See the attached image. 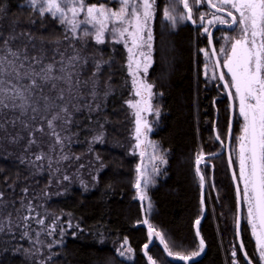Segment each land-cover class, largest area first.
<instances>
[{"label": "trees", "instance_id": "trees-1", "mask_svg": "<svg viewBox=\"0 0 264 264\" xmlns=\"http://www.w3.org/2000/svg\"><path fill=\"white\" fill-rule=\"evenodd\" d=\"M26 1L0 0L3 35L28 33L33 38L30 41L20 36L12 42L13 48L27 46L29 55H37L42 49L47 63L53 57L59 60L58 52L73 55L74 47L81 56L91 58L80 73L82 79L91 76L95 61L105 63L97 76L95 97L90 88L82 89L81 98L74 101L79 110H73L72 123L62 133L69 137L62 150L57 147L49 153L45 137L40 146L25 152L27 133H22L24 139L16 144L0 140V264H31L15 236L26 224L24 217L31 214L29 202L32 204L36 197L41 215L74 223V234L65 237L57 248L60 256L56 264H148L143 246L149 237L142 226L143 217L166 236V241L175 242L174 253L199 251L194 227L202 214L197 154L219 151L213 128L217 134L227 135L230 115L221 85L205 72L207 61L199 49H209L207 35L187 22L173 31L162 28L165 0H158L153 62L147 80L157 94L161 116L153 137L166 151V169L149 191L154 208L148 214L136 195L138 159L130 152L127 139L131 116L126 102L131 84L124 47L111 39L97 44L92 38L71 41L73 47H69L59 21L51 16L42 18ZM237 124L234 115L232 140ZM101 133L102 142H93ZM39 152L51 156V166L47 158L35 161L36 166L27 162L34 161ZM208 161L199 166L204 176L206 215L198 230L205 253L189 264H232L233 244L239 263L245 264L236 243V195L225 154ZM125 238L134 255L131 261L116 252ZM241 239L253 263L258 264L254 259L256 240L242 224ZM147 251L158 264H185L171 261L156 238Z\"/></svg>", "mask_w": 264, "mask_h": 264}, {"label": "snow or ice", "instance_id": "snow-or-ice-1", "mask_svg": "<svg viewBox=\"0 0 264 264\" xmlns=\"http://www.w3.org/2000/svg\"><path fill=\"white\" fill-rule=\"evenodd\" d=\"M157 3L158 0H118L119 6L113 8L109 6L107 0L105 2L98 0L96 3H89L88 0H28L33 11L38 12L42 18L51 16L52 19L59 21L65 28V39L69 40V47H73L71 41L86 42L88 37L97 44L106 43L109 36L116 43L124 42L131 54L128 68L133 77L135 95L141 97L135 103L128 101L130 107L138 109L135 113V139L138 143L134 147H139L143 135L141 112L152 110L149 101L153 96V85L145 83L140 77L141 61L135 57L133 50L147 49V52L139 53L143 58V72L146 74L151 62L153 40L152 30L148 25L156 11ZM181 5L182 8L179 7ZM205 5L207 10L200 11ZM195 13H199L198 16ZM163 17L173 28L184 21H191L194 25L198 23L202 34L209 36V45L213 44L214 37L208 26L222 25L236 33L225 34L222 37L225 43L219 50L213 48L211 54L224 56L223 61L217 63V67L222 66L227 72H221L219 79L224 81L225 89H235L234 93L229 91L228 95L231 101H238V112L243 118L241 135L235 137L239 147L238 160L229 161L230 167L238 164L239 170L238 175L233 173L237 193V235L239 236V221L246 218L256 240L259 264H264V0H167L163 8ZM20 36H25L30 41L33 39L28 33L19 35L10 33L4 36L0 31V140L16 144L24 139L22 133H27L25 152L30 151L33 146H40L45 137L48 138L49 153L55 151L57 147L62 150L64 142L69 140V137L62 133L66 132L72 123V110H79L74 101L81 98L82 89L90 88L92 96L95 97L97 76L105 62L95 61L91 76L82 79L80 73L91 58L81 56L73 47V55L65 56L64 52H58L59 60L53 57L50 62L45 63L46 57L42 49L37 55H29L27 46L17 48L11 46ZM129 42L131 47H128ZM199 51L206 56L209 55L204 48ZM228 76L231 77L230 80L227 79ZM144 92L148 94L147 100L143 96ZM156 112L158 115V110ZM143 128L152 131L147 122H144ZM215 138L223 143L219 134ZM230 138L231 118L229 133L224 140ZM102 139L103 133L95 136L93 142H102ZM149 147L154 152L153 160L158 159L161 164L166 163L159 145L150 141ZM205 155L211 157L216 153H198L196 159L198 165L208 162ZM45 158L49 159L51 166V156L44 152L36 153L34 161L30 162L36 166L35 161H43ZM61 159L68 157L61 156ZM137 171L140 172L141 169L138 167ZM156 171L154 165L153 172ZM199 172L198 168L197 173ZM64 179L67 180L69 177L64 176ZM200 181L203 186L204 176H200ZM141 183L147 187L151 183L150 177L143 175L142 181L137 179L134 187L138 192ZM140 198L146 199V196L141 194ZM203 202L202 198L201 203ZM28 207L30 211L34 210L31 202ZM244 208L247 211L246 217L243 214ZM24 219L29 218L25 216ZM37 223L44 224V220L39 219ZM199 223L197 219L195 224ZM148 233L150 240L159 239L168 256L175 255L185 264L199 256L205 247L204 240L200 239L199 251L188 254L174 253L172 249L176 247L175 242L166 241V236L151 225ZM196 235L199 237V230ZM127 243L125 238L121 248L117 249L120 256L132 251L131 248L125 247ZM143 247L148 264H158L156 259L148 255L149 243H145ZM239 252L244 253L247 264H253L243 244L240 245ZM237 255L238 251L234 246L232 264H239Z\"/></svg>", "mask_w": 264, "mask_h": 264}, {"label": "rangeland", "instance_id": "rangeland-1", "mask_svg": "<svg viewBox=\"0 0 264 264\" xmlns=\"http://www.w3.org/2000/svg\"><path fill=\"white\" fill-rule=\"evenodd\" d=\"M26 2L28 3V0ZM110 2L112 3V5H109V6H111L113 8H116L119 6L118 0H110ZM166 4H167V0L164 1V6L162 7V10H161L162 12H161L160 24H161L162 28H164L166 30L173 31L176 28H178L179 26L185 24L187 21L178 23L173 28L171 26V24L168 23L167 21H165V19L163 17V8L165 7ZM179 7L182 8V5ZM156 12H157V10L154 11L152 19L149 21V25H148L152 30L153 40L151 42L152 43V50L150 53L151 62H150V66L148 67L147 73H148V71L152 65V62H153V43H154L153 24L155 22ZM65 35H66V33H65ZM89 38H91V37H88L86 39H89ZM218 38H220V37H218ZM108 39L114 40L111 36H109ZM82 42H84V41H82ZM118 44H121L124 47V49L126 51V55H127V58H126L127 72H128L129 78H130L129 82L131 84V86H130L131 93H130V98L128 101L135 103L136 101H139L141 99V97L135 95V88L133 85V77L129 73L128 64L130 63V55L131 54L128 52V49L125 47V44L123 41L119 42ZM128 47H131L130 42L128 44ZM219 48H220V46L218 47L217 50H219ZM133 51H134L135 57L141 61L140 77L143 79V81L145 83L150 84V82L147 80V73L145 74L143 72V58L140 57V55H139L140 51L147 52V49L146 48L145 49H134ZM207 52L209 53V55H207V56L205 55V60L207 61V66H206L205 72L207 73V77L209 79L215 80L218 78L217 73H216V70H215L209 49L207 50ZM218 56H219L220 60H222V58L224 57L222 54H218ZM133 67H135L134 64H133ZM152 92H153V96H152L151 100L149 101V103L152 105V110H150V111L146 110V111L141 112V117H142L141 124H142L143 135L140 138L139 147H134L138 143L137 140L135 139V135H136V133H135V129H136L135 113L138 109L130 107L128 101L126 102V107L128 108L130 116H131V121L129 122V124H130L129 130L127 131L128 132L127 133L128 134L127 139L129 142V150L133 155H135L137 157L138 166L141 169V171L139 172L140 175H139L138 179H141V181H142L143 175H147L151 179V183H149V185L147 187H144L143 183H141L140 191L139 192H138V190L136 191V195L139 198H140L141 194L146 196V199H141V198L140 199L143 201L145 208H146V212L148 214H150L154 208V204L151 201V198L149 196V191L152 187H154L157 184L158 180L163 177L165 169H166V163L161 164L158 159L157 160L152 159L154 152H153V149L151 147H149L150 141L155 142L157 145H159L158 141L153 137V134L156 132V130L158 128V124H159V120H160V116H161L160 109L157 105V99H156L157 94L154 92L153 88H152ZM143 96L146 100L148 99V94L146 92L143 93ZM141 106L146 107L144 105H141ZM73 110H75V109H73ZM73 110H72V112H73ZM156 110H158V112H159L158 115H157ZM234 111L236 112V123H238L237 124V126H238L237 130L238 131H237V133L233 139V142H234L233 143V149H235V155H233V157H234V160L236 161L237 160V153L239 151V147H238V144L236 143L235 137H238L239 135H241V126L243 124V118L239 115L238 107L235 108ZM144 122H147L148 126L151 127L152 131H146L143 128ZM219 135L222 137V139H224V137H226V133H223V135L222 134H219ZM233 149H232V153H233ZM159 150H160V152L163 153L164 158L166 160V151H164L160 145H159ZM142 153H143V155H141ZM27 162L29 164L31 163L30 161H27ZM154 165L157 168L156 172H153ZM236 167L237 168L235 170V173L238 175V171H239L238 166H236ZM241 188H242V185H241ZM45 197H47V195ZM37 199L38 198L36 197V200L33 201V203L31 204L32 209H34V210L31 211V214L26 216L29 218V219H27L28 221L25 220L26 224L17 233L18 235L15 236L17 238L16 243L18 245V248L23 251V253L26 255V257L31 262V264H56L57 260L60 256V252L57 251V248H59V246L62 243V240L65 237L73 235V233H74L73 232L74 231L73 224L74 223L71 222L70 220L61 221V217H59V219L55 218V219L49 220L48 219L49 217H47L45 214L41 215V211L38 209L41 206L38 204ZM243 214L246 217V215H247L246 208L243 209ZM39 219H43L44 224H38L37 220H39ZM54 220H55V222H53ZM234 223L236 226V215H235ZM241 224L245 225L247 227L249 232H251V237L253 238V240H255L254 239L255 237L253 236L252 231H251V226L248 223L246 218L242 219ZM61 229H63V233H61ZM49 232L51 233V235H49ZM25 233H27V235H25ZM37 233H39V236H37ZM123 243H121V245ZM49 245H51V247H49ZM121 245L117 249H120ZM234 246H236V245L235 244L232 245V250H233ZM125 247L129 248L128 244ZM117 254H118V252H117ZM118 256L120 258L126 260V261H131L134 258L132 251L130 253L126 252L124 256H120L119 254H118ZM254 259L256 260L257 263H259V256L257 253V249L255 250Z\"/></svg>", "mask_w": 264, "mask_h": 264}, {"label": "water", "instance_id": "water-1", "mask_svg": "<svg viewBox=\"0 0 264 264\" xmlns=\"http://www.w3.org/2000/svg\"><path fill=\"white\" fill-rule=\"evenodd\" d=\"M190 24H192L191 21H188ZM219 28H227L226 26H222V25H216V26H213L211 29H210V32L212 33V35L214 34L215 30L219 29ZM227 29H230V28H227ZM208 47H209V51H210V54L212 53V50L213 48H215L214 46V43L212 45H209V36H208ZM211 58L213 60V64L215 66V69H216V72L218 74V77L220 76V73L222 72V68L221 67H217V63L219 62L218 60V56L217 55H212L211 54ZM222 84L224 85V81H221ZM227 94L229 92L228 89H225ZM229 96V95H228ZM229 105H230V116H229V126H228V131H227V134L229 133V128H230V118H231V135H232V130H233V122H234V115H235V111H234V103L233 101L230 100L229 98ZM213 131H214V136L216 137L217 135V131H216V127L213 128ZM217 140V139H216ZM218 141V144L220 146V149L219 151L217 152H214L216 153V155L214 156H207L205 155V160H209L211 158H215V157H218L220 155H223L225 154V157H226V160H227V164H228V168H229V172H230V175H231V179H232V182H233V185H234V189H235V195H236V226H235V234H236V242H237V246H238V249L240 248V245L242 244V239H241V221L242 219L239 221V236L237 235V232H238V228H237V216H238V210H237V193H236V184L234 183L233 181V173L235 172L234 170V165L232 167H230V164H229V161L232 160V157H231V152H230V143H231V138L230 139H227L225 142L222 143L221 140H217ZM210 162L208 161L206 164H209ZM200 164H205L204 162L200 163ZM200 164L198 165L196 163V173H197V169L199 168ZM199 179H200V176H201V172H199V174L197 173ZM203 198V201H204V181H203V186H201V200ZM201 209H202V214L201 216L199 217V221H203L204 218H205V215H206V207H205V202H203V204L201 203ZM146 218L143 217L142 219V226L146 229L147 231V234H148V237H149V233H148V229H149V225L148 223H145ZM198 226L199 225H194L195 227V232L197 233V230H198ZM197 236V235H196ZM198 237V236H197ZM154 239H151L149 238V245H151L153 242H154ZM159 242V239L156 238ZM200 239H202L201 235H199L198 237V240L200 241ZM159 245L162 247L163 251H164V248H163V245L160 244L159 242ZM144 249V248H143ZM245 250V249H244ZM145 251V249H144ZM165 253V251H164ZM205 253V247H204V250L203 252H201V254L197 257H194L189 263L191 262H196L198 260H200L202 258V256L204 255ZM241 255H242V258L245 262V264H247V261L244 259V253L240 252ZM166 254V253H165ZM167 255V254H166ZM168 256V255H167ZM170 258L171 261L175 262V263H185L184 261H181L179 259H175V258H172L170 256H168ZM254 264V263H253Z\"/></svg>", "mask_w": 264, "mask_h": 264}, {"label": "flooded vegetation", "instance_id": "flooded-vegetation-1", "mask_svg": "<svg viewBox=\"0 0 264 264\" xmlns=\"http://www.w3.org/2000/svg\"><path fill=\"white\" fill-rule=\"evenodd\" d=\"M205 10H207V6H206V5L203 6V7L200 9V11H205ZM198 14H199V13H195V15H197V16H198ZM217 15H223V13H217ZM225 19H230V18L225 17ZM187 23H189V22L187 21ZM189 24H190V23H189ZM190 25L194 26L195 28H200L198 23H197L196 25H194L193 23L190 24ZM212 27H213V26H209V31H210V29H211ZM225 34L236 35V33L232 31V29L219 28V29L215 30V32H214V34H213V37H214L213 43H214V46H215V49H216V50L218 49L219 46H221L222 44L225 43V41L222 39L223 35H225ZM218 37H220V38H218ZM207 39H208V35H207ZM217 42H218L219 44H218ZM217 56H218V55H217ZM221 58H222V57H221ZM223 59H224V57L222 58V60H220V59H219V56H218V60H219V62H222ZM214 67H215V66H214ZM221 68H222V72H227V69H224L222 66H221ZM215 70H216V69H215ZM216 73H217V72H216ZM217 77H218V74H217ZM227 79L230 80L231 77L228 76ZM217 80H218V82H219V84L221 85V88H222V96H223L224 98H227L228 103H229V96H228V94H227V92H226V90H225V88H224V85H223L222 82L220 81L219 77L217 78ZM228 90L231 91V92H233V93L235 92V89H228ZM233 103H234V110H235V108L238 107V101H233ZM229 114H230V105H229ZM235 115H236V112H235ZM229 116H230V115H229ZM226 136H227V135H226ZM225 141H226V140H223V142H225ZM233 143H234V142H233V140L231 139V143H230L231 157H233V153H232ZM219 148H220V147H219ZM237 149H238V148H237ZM238 153H239V151H238ZM238 153H237V160H238ZM232 160H234V157L232 158ZM234 161H235V160H234ZM258 264H259V263H258Z\"/></svg>", "mask_w": 264, "mask_h": 264}]
</instances>
